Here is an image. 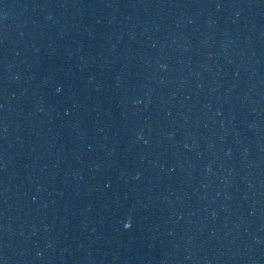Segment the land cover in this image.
<instances>
[{
	"label": "water",
	"instance_id": "obj_1",
	"mask_svg": "<svg viewBox=\"0 0 264 264\" xmlns=\"http://www.w3.org/2000/svg\"><path fill=\"white\" fill-rule=\"evenodd\" d=\"M0 264H264V0H0Z\"/></svg>",
	"mask_w": 264,
	"mask_h": 264
}]
</instances>
